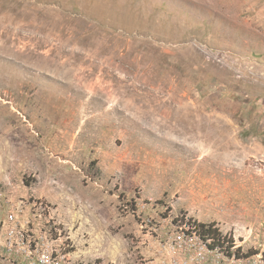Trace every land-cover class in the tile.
<instances>
[{
    "label": "rangeland",
    "instance_id": "rangeland-1",
    "mask_svg": "<svg viewBox=\"0 0 264 264\" xmlns=\"http://www.w3.org/2000/svg\"><path fill=\"white\" fill-rule=\"evenodd\" d=\"M0 193V264L16 210L85 263L264 264V0H0Z\"/></svg>",
    "mask_w": 264,
    "mask_h": 264
},
{
    "label": "built area",
    "instance_id": "built-area-1",
    "mask_svg": "<svg viewBox=\"0 0 264 264\" xmlns=\"http://www.w3.org/2000/svg\"><path fill=\"white\" fill-rule=\"evenodd\" d=\"M1 202H3V199L0 193V204ZM19 214L20 212L16 210L9 216V220L15 226H12L6 232L5 237L6 251L13 258L14 264H105L102 262L85 263L81 260H75L70 252L69 237L63 236L62 229L55 221L49 225L40 222V230L36 233L31 230L26 231L21 227L18 219ZM18 226L21 229H18ZM202 243L204 250L208 252L207 245L204 242ZM201 258L202 260L205 259L203 253H201ZM176 264L187 263L179 261Z\"/></svg>",
    "mask_w": 264,
    "mask_h": 264
},
{
    "label": "trees",
    "instance_id": "trees-1",
    "mask_svg": "<svg viewBox=\"0 0 264 264\" xmlns=\"http://www.w3.org/2000/svg\"><path fill=\"white\" fill-rule=\"evenodd\" d=\"M172 224L177 228L179 227L181 232L187 236L198 237L212 251H219L229 257L233 255L240 256L241 250L239 248L235 249L236 243L233 237L224 235L215 223H199L196 220L192 221L191 218L188 220L183 218L180 221L174 220ZM255 254L258 253H251V255L246 256L249 257Z\"/></svg>",
    "mask_w": 264,
    "mask_h": 264
}]
</instances>
